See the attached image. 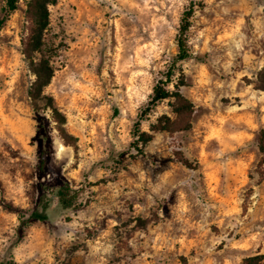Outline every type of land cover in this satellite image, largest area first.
<instances>
[{
  "label": "rangeland",
  "instance_id": "rangeland-1",
  "mask_svg": "<svg viewBox=\"0 0 264 264\" xmlns=\"http://www.w3.org/2000/svg\"><path fill=\"white\" fill-rule=\"evenodd\" d=\"M190 1V56L176 61ZM26 2L18 0L0 27V262L242 264L264 257V162L255 141L264 90L254 85L264 66V0L48 5L45 39L57 49L44 92L75 148L54 128L50 109L35 112L27 96L34 76L21 52ZM3 7L0 0V16ZM172 64L193 104L190 126L150 131L161 115L175 116L171 98L159 101L140 120L152 138L137 154L133 124ZM65 181L82 188L80 207L64 209L52 196L45 220L18 228L42 184Z\"/></svg>",
  "mask_w": 264,
  "mask_h": 264
},
{
  "label": "trees",
  "instance_id": "trees-1",
  "mask_svg": "<svg viewBox=\"0 0 264 264\" xmlns=\"http://www.w3.org/2000/svg\"><path fill=\"white\" fill-rule=\"evenodd\" d=\"M57 0H27L24 11L25 25L21 36V52L27 62L29 70L32 72L34 78L30 82L27 96L30 100L32 109L35 112L45 111L50 109L51 120L54 122V128L58 131L63 142L66 145L76 147V137L70 134L65 129V117L52 103V98L44 92L54 74L55 66L51 63V55L53 56L57 44L48 42L45 39V32L49 23L48 5L54 4ZM18 5V0H4V14L0 16V27ZM195 10L194 2L190 1L189 6L183 11L180 17V24L178 35L176 39L177 54L176 61L184 60L190 56L189 47L186 39V31L190 25V17ZM178 74L174 64L170 66L164 73L163 78H159L152 87V92L147 100L145 106L140 110L137 119L133 124V140L131 142L137 154L144 153L145 145L152 138V134L148 131L141 130L140 120L147 115L159 101L171 98L169 102L174 118L161 115L156 122L149 125L150 131H175L185 130L190 126V120L193 113L192 102L185 97L179 87L185 85L184 74L180 68H177ZM175 78V80H174ZM173 84L174 89L170 90L167 85ZM255 87L264 90V66L258 71ZM41 122H38L40 125ZM256 146L259 152L258 164L262 165L264 162V127L258 129L255 137ZM178 160L190 166V162L183 156L178 155ZM45 165V154L42 153L40 157L39 169L42 170ZM262 172H260V175ZM82 188L74 187L68 181H65L55 187L42 184L40 192L37 197L35 207L31 209L26 216L19 215L18 228L35 220H45L47 218V209L51 202V197L55 196L58 204L64 209L80 207L78 202L80 191ZM262 254L245 257L242 264H264ZM0 264H16L12 258L3 259Z\"/></svg>",
  "mask_w": 264,
  "mask_h": 264
}]
</instances>
